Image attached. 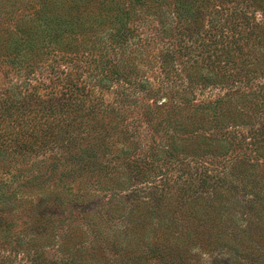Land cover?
I'll use <instances>...</instances> for the list:
<instances>
[{"label": "trees", "instance_id": "1", "mask_svg": "<svg viewBox=\"0 0 264 264\" xmlns=\"http://www.w3.org/2000/svg\"><path fill=\"white\" fill-rule=\"evenodd\" d=\"M11 1L0 66L22 79L0 94V161L45 168L37 187L84 180L43 192L31 264H264V0ZM111 170L153 184L83 210Z\"/></svg>", "mask_w": 264, "mask_h": 264}, {"label": "rangeland", "instance_id": "2", "mask_svg": "<svg viewBox=\"0 0 264 264\" xmlns=\"http://www.w3.org/2000/svg\"><path fill=\"white\" fill-rule=\"evenodd\" d=\"M24 2L25 0H12L9 4L14 3L15 7L19 6L18 8H24ZM144 20H146V22L135 21L134 25L137 27L136 35L139 36V42L143 43V45H145L144 47L147 50V19ZM144 75L147 76V71L144 73ZM16 76L17 75L9 70L8 67L0 66V94L7 88H10V86L19 83L22 78H17ZM33 84L40 86V92H43L44 89H47V87L49 86V81L46 77L41 76L40 73L36 72L33 77L30 78L29 86L31 87ZM111 96L112 95L107 93L105 100L110 99ZM145 155L147 160V153H145ZM10 159L11 158H7L3 160L9 161ZM44 170L46 169L42 168V166H32L30 161L21 163L20 165L14 164L13 166L5 163V161H0V260H7V264H31L33 251L38 246L37 243H35V241L37 242V238H35V236L33 238L29 237V231L28 229L25 230V228L29 223L31 224V222L33 221L32 219H34L35 216L41 217V215L44 213V211L40 210L41 208L39 209V201L40 203H42L41 201H43V199H49L47 196L43 195L47 192H45V190H48L49 194L56 193L64 196V198H69L66 193V188L70 190V193L68 195L82 194L81 188L84 187L82 186V184H84V180H82L81 183L77 185L72 182L64 184L61 181L50 179L49 181L43 182V187H37L38 185L37 183H35V181L33 183L24 182L25 180H27V178H29L28 176H32L36 173L38 174L40 180L42 178L44 179V177L47 175V173H44ZM166 170L169 171L170 174L174 173V170H170V168H166ZM191 170L193 171V169ZM192 171H190V173ZM110 172L111 173L105 176L102 174L103 186L104 184H110V186H105L106 190L103 191L104 193L96 190L95 193H98V197L94 196L93 199H87L86 205L83 206V210L86 211L88 208H90L96 210L97 214H100L102 205H104L105 201L109 198V195H120L123 197L126 196L127 198L130 192L129 190H123L124 188H122L121 186H128L129 184H131L133 186L136 185L138 189V187L140 186L149 188L153 184L152 179H148L147 181L143 182L141 181L142 185H140L139 181L137 182V180H133L130 183V181H128V179L125 177V175L127 174L126 170H111ZM100 176L101 173L99 172L92 175L93 178H101ZM109 176H114V180H109ZM158 179L159 178L157 177V180ZM51 183H56V185H52ZM161 185L162 184H159V186ZM76 187H78V191H76ZM99 187L102 188V185L100 183ZM41 188L44 190H42ZM87 188L88 187L82 189L86 191L85 193H87V195L84 196L85 198L89 195V189ZM142 192L137 193L138 197H141L142 199L147 198V194ZM85 193L83 192V194ZM137 195L135 194L128 199L136 198ZM233 213L234 218H236L234 223L241 226L239 215L236 212ZM67 227V224H63L62 226H60L61 230H64ZM21 235L23 237H19ZM6 236L13 237L12 239H7ZM14 236H18L20 238L19 244L15 243ZM27 238H30V240H26ZM40 241L44 242L42 238L40 239ZM53 249H50V252ZM211 258L212 257L208 255L201 256V258L196 262L198 264H209ZM224 258L227 259V256H219L216 261L219 264H224Z\"/></svg>", "mask_w": 264, "mask_h": 264}]
</instances>
